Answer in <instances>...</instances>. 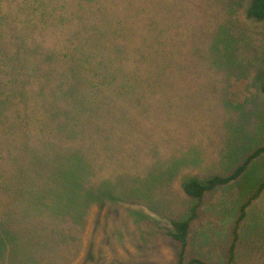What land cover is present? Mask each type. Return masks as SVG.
<instances>
[{"label": "rangeland", "instance_id": "374dc122", "mask_svg": "<svg viewBox=\"0 0 264 264\" xmlns=\"http://www.w3.org/2000/svg\"><path fill=\"white\" fill-rule=\"evenodd\" d=\"M250 2L0 0V60L25 51L28 78L24 103L2 107L12 84L0 73V264H178L173 223L195 205L182 264L227 262L264 152L200 200L183 187L231 174L264 145V19L247 15ZM93 26L119 56L88 42ZM40 45L92 46L76 105L56 104L50 80L41 106ZM237 234L232 264H264V191Z\"/></svg>", "mask_w": 264, "mask_h": 264}, {"label": "trees", "instance_id": "16d2710c", "mask_svg": "<svg viewBox=\"0 0 264 264\" xmlns=\"http://www.w3.org/2000/svg\"><path fill=\"white\" fill-rule=\"evenodd\" d=\"M247 15L257 20L264 19V0H251L250 5L247 9ZM71 19L72 18L70 17V20ZM60 21L62 22L63 18L60 19ZM93 27L95 30V26ZM94 30H92V28H89V34L91 35L88 36V42L91 43L92 46L95 47L96 51L99 54L103 51L104 56H105V54H107L106 47L108 45V44H104V42L102 41L105 34L102 31L95 30V31H98L99 33L94 35ZM77 34L78 33H71L70 36L67 38V40L72 41L73 39H76V40L79 39V37H76L78 36ZM105 38L108 41L107 43H112V45H116V46L108 45L107 48L111 49V52L113 53L114 56L116 57L119 56L120 49L123 47V45L120 48L119 47L120 43L118 41H115L116 40L115 38H114L115 40L111 38V36H106ZM82 39H85V41L87 42V37H83ZM99 43H102V44L99 45ZM40 46H41V49L39 48L38 51L42 59V64H45V66L43 67L42 64H39V66L35 64L34 76L39 77L41 74V79L43 81L42 85L38 82V85L40 84L38 87L39 93L44 92V95H45L43 101H41L40 103L41 106L46 105L50 101L49 95L46 94L44 91V86L47 85L50 80H52L54 82V85L58 87V89L51 90L53 100L54 102H56V104H58L60 107L64 106V104L68 105L70 102L76 105L74 103V100H71L70 97L73 95L74 85L76 84L75 79H78V80L81 79L82 76L85 74V71L87 70V67L84 64L90 61V55H92V53H90L92 51V46H90V48L88 46L87 49H85V45L82 48H80L79 46L76 47L78 50H80L79 51L80 55H76L75 51L68 49L69 47H71V45H64L62 47L61 46L52 47L50 49L48 47H45V45H40ZM55 49H57V51H55ZM24 52L23 54H21V51H20V54L18 55V57H16L14 52H12L11 54L14 56L15 59L11 61L0 60V73L8 72L10 76L8 75L7 82H10L12 84L11 91L9 92V94L5 95L3 99L4 105L2 107H4L5 104H8V102L11 103L13 97H17L19 103H24L25 95L23 94L21 85H22V82L24 86L25 84L28 83V78L26 76V71H25L26 61L24 57ZM74 55H76L78 59L75 61L76 63L70 64L71 62H73ZM22 58H23V62H22ZM55 59H57V61H55ZM40 66H42L41 71H40ZM58 66L62 68H59ZM29 68H31V66ZM22 69L23 71L21 72ZM89 70H91V73L95 77L96 81H98L96 77L98 75V72L95 71L93 68H90ZM128 72H133V70L129 69ZM44 78H45V84H44ZM84 78L82 79V81L85 80ZM0 84H2V82H0ZM94 84H95L94 85L95 87L98 86L97 83H94ZM260 89L262 92H264V81L262 82ZM54 95H56V97H54ZM77 107H79L78 104H77ZM75 129H76L75 126H72L69 131L70 134L71 133L77 134ZM262 152H264V145L261 147H258L255 151H253L246 158L244 163H242L241 165H238L234 169V171L227 176H213L212 178L208 179L204 183L196 179H192L188 181L183 187L184 192L188 194L189 196H193L197 198L198 200H200L203 194L207 190L213 189L219 184L227 183L237 178V176L240 175L244 171V169L249 164V162ZM42 158L43 157L38 158V164L41 167L42 165L46 166V164L48 163V161H44V160L42 161ZM261 191H264V179L258 184L255 192H253V194L248 198V200L244 202V204L241 206L240 215L233 228V238L228 248V258H227L226 264H232L233 262L234 251H235L236 242L238 238V234H237L238 224L245 215V208L247 205H249V203L253 199H255L260 194ZM195 209H196V205L191 210V215L189 217L183 220L175 221L173 223L172 236L175 240H177L181 244L178 264H182L183 254H184L186 240H187L188 227H189L190 219L194 215ZM17 242H18V239L17 241L12 240L13 249L22 247L21 243L18 242L17 244ZM13 249L11 248L10 250H13ZM10 253H11L10 256L14 258L15 253L13 251H11ZM14 263L16 264L17 260H15ZM186 264H209V263L201 259H198V258H191Z\"/></svg>", "mask_w": 264, "mask_h": 264}, {"label": "crops", "instance_id": "0c3cea01", "mask_svg": "<svg viewBox=\"0 0 264 264\" xmlns=\"http://www.w3.org/2000/svg\"><path fill=\"white\" fill-rule=\"evenodd\" d=\"M190 224V223H189ZM188 229H189V227H188ZM188 233V232H187ZM229 248V247H228ZM227 258H228V256H227ZM227 262L225 261V263L224 264H226Z\"/></svg>", "mask_w": 264, "mask_h": 264}]
</instances>
